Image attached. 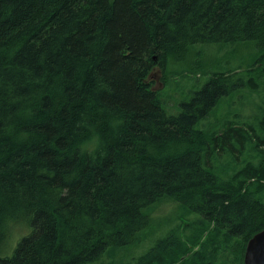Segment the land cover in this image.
<instances>
[{
    "label": "trees",
    "instance_id": "trees-1",
    "mask_svg": "<svg viewBox=\"0 0 264 264\" xmlns=\"http://www.w3.org/2000/svg\"><path fill=\"white\" fill-rule=\"evenodd\" d=\"M245 41L249 81L211 70L168 113L155 67L166 81L193 45ZM258 78L264 0H0V264H96L139 243L164 199L201 218L136 264H245L264 229V136L196 125ZM230 147L245 164L224 177L215 160Z\"/></svg>",
    "mask_w": 264,
    "mask_h": 264
},
{
    "label": "rangeland",
    "instance_id": "rangeland-1",
    "mask_svg": "<svg viewBox=\"0 0 264 264\" xmlns=\"http://www.w3.org/2000/svg\"><path fill=\"white\" fill-rule=\"evenodd\" d=\"M256 51L254 41H245L235 44L219 43H198L193 45L192 50L183 61L169 64L168 77L164 80V71L155 67L150 75L154 89L158 90L159 97L164 108L170 114H177L181 110L183 101H187L192 93L199 90L209 78V71L233 72L243 75L247 81L253 76L248 70L253 62L252 56ZM258 88L246 86L224 96L221 103L206 118L197 123V127L205 130L208 134L214 135L230 124L255 125V130L264 136V130L258 124L259 118L264 111V80L256 79ZM223 152L215 160L217 171L227 177L229 167H242L245 159H236L233 154ZM239 155V154H238ZM229 168V169H228ZM152 218L150 226L140 232V242L130 244L114 254L106 252L101 261L96 264H136L137 258L149 250L155 242L168 230L177 224L193 221L201 218L196 212L187 213L180 204L169 199L155 205L149 212ZM175 216V217H174ZM179 216V218H178ZM176 220L172 224L168 220ZM93 264V263H91Z\"/></svg>",
    "mask_w": 264,
    "mask_h": 264
},
{
    "label": "water",
    "instance_id": "water-1",
    "mask_svg": "<svg viewBox=\"0 0 264 264\" xmlns=\"http://www.w3.org/2000/svg\"><path fill=\"white\" fill-rule=\"evenodd\" d=\"M245 264H264V229L248 240Z\"/></svg>",
    "mask_w": 264,
    "mask_h": 264
},
{
    "label": "clouds",
    "instance_id": "clouds-1",
    "mask_svg": "<svg viewBox=\"0 0 264 264\" xmlns=\"http://www.w3.org/2000/svg\"><path fill=\"white\" fill-rule=\"evenodd\" d=\"M101 154H103V153H101ZM88 155L91 156L93 159H95L93 152H88Z\"/></svg>",
    "mask_w": 264,
    "mask_h": 264
}]
</instances>
